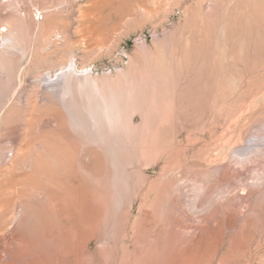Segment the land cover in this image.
<instances>
[{"label": "rangeland", "instance_id": "rangeland-1", "mask_svg": "<svg viewBox=\"0 0 264 264\" xmlns=\"http://www.w3.org/2000/svg\"><path fill=\"white\" fill-rule=\"evenodd\" d=\"M262 161L264 0H0V264L28 250L5 240L24 201L23 264H134L156 195L173 189L190 233L209 202L264 189ZM218 167L232 178L192 208L190 179ZM235 233L192 264H264V230Z\"/></svg>", "mask_w": 264, "mask_h": 264}, {"label": "bare ground", "instance_id": "bare-ground-1", "mask_svg": "<svg viewBox=\"0 0 264 264\" xmlns=\"http://www.w3.org/2000/svg\"><path fill=\"white\" fill-rule=\"evenodd\" d=\"M19 19H26L27 13L17 14ZM33 21L29 19V24ZM8 27L13 34L12 25L9 23ZM108 111L106 119L111 117ZM90 115L94 118L95 114L91 111ZM11 142L10 139H7ZM82 162L84 164V171L87 176H91L93 167L88 164V160H92L90 153L83 154ZM255 156L249 154H233L232 158L241 166H245ZM263 162V161H262ZM256 178L264 177V162L257 170ZM233 175L226 168H215L214 171L197 170L193 178L190 179V186L192 187V200L189 203L192 208H198L205 202L210 201L209 193L214 187L217 190L223 189L228 184ZM212 181V184H210ZM175 185V183H174ZM172 184V186H174ZM245 197L241 198V203L235 202L233 199H228L223 203L209 202V212L201 217L200 223L193 226L192 232L183 233L177 229L182 227L184 221L180 219L176 213L185 211L180 207L173 196V189L169 192H163L156 195L149 204V211L143 214L144 220L147 222L145 226L146 237L141 239L136 238V245L134 251V264H192V253L199 251V247L205 241V238L214 235L218 227L228 229H236V233L230 238L231 243H238L240 241L239 232L258 233L264 229V189L244 186ZM208 198V199H207ZM44 199H46L44 197ZM206 200V201H205ZM45 202V201H44ZM52 208L56 209V204L52 199H49ZM208 204V203H207ZM28 202H22L19 205V213L14 219V228L5 237L9 245L14 246L15 243H20L22 247L28 250H18L14 255V259L18 264H23L26 256L33 255L37 252L36 244H24L25 241L31 240L27 237L28 228L31 225V217H34L36 211L30 206ZM208 206V205H207ZM241 207L244 209L242 211ZM179 213V214H180ZM40 218L43 224L47 221V214L40 212ZM185 217V216H184ZM188 218V217H187ZM222 219L224 222H222ZM239 222V223H238ZM238 223V224H237ZM191 243V248L187 249V244ZM31 245V246H30ZM240 245L245 247L246 243L240 241ZM264 249V242L261 244ZM133 248V247H132ZM31 249V250H30ZM185 250V252H183ZM248 250H250L248 248ZM263 252V251H262Z\"/></svg>", "mask_w": 264, "mask_h": 264}]
</instances>
